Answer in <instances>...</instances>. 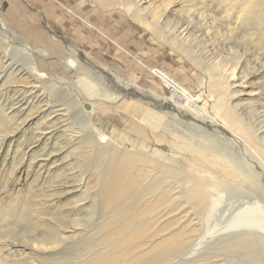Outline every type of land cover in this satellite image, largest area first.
<instances>
[{
	"label": "rangeland",
	"instance_id": "rangeland-1",
	"mask_svg": "<svg viewBox=\"0 0 264 264\" xmlns=\"http://www.w3.org/2000/svg\"><path fill=\"white\" fill-rule=\"evenodd\" d=\"M4 1L0 2V264H35L36 260L46 257L36 248V245L42 246L39 243L45 238L53 239L57 247L54 251L45 252L51 255L43 264H88L103 253L112 252L118 234L111 236L110 233L104 239L110 230L107 228L106 232L104 229L102 223L107 217L100 213L97 198L101 190L99 176H104V171H107V154L114 148L110 144L106 152L92 151L98 143L96 136L101 125L80 111L81 88L73 79L64 77V65L61 63L70 56L69 47L78 48L81 43L74 32H65V27L58 21L62 16L51 17L48 7L39 0H26L20 5L14 2L22 0ZM147 1L150 3L145 5L142 15L148 19V27L134 17L131 9L128 11L114 1L108 2L111 6L107 7V14L113 19L107 21V58L102 59L94 53L92 58L105 65L110 76L113 74L118 82L123 81L120 84L125 85L120 87L107 78L110 87L107 97L112 93L113 97L120 96L128 85H134L145 95L126 100L135 104L141 101L146 107V104L156 105L157 100L176 95L170 94L168 88H162L159 79L153 82L139 74L135 68L141 64L169 74L176 82L189 88L193 95L200 96L203 105L211 93L212 98L220 91V87H217L219 90L211 89V84L221 78H230L232 70L238 68V76L247 82L243 87L236 85L235 91L243 92L238 93L241 96H236L234 105L239 106L241 117L247 123L264 124V0H250L251 5L246 8L249 12L242 15L244 18L240 22L237 17L245 0ZM73 5L75 3L69 7L73 9ZM89 5L98 7L96 3ZM45 15L49 24L44 20ZM229 20L233 22L232 28L228 26ZM158 30L161 38L160 34L155 36ZM54 36L59 41L53 42L51 38ZM171 38L176 40L173 42ZM115 42L120 46L119 53ZM9 67L38 75L37 84L27 76L7 80L3 75L9 74ZM13 93H17L14 97L20 98L19 101L24 97L30 101L34 97L33 105H17L14 109L21 111L17 115L20 119L3 123L1 99L12 98ZM148 93L156 95L157 100ZM47 107L49 110L45 114ZM209 110L211 112L212 108ZM160 113L167 115L170 125H179V131L194 134L186 121L179 122L177 117H172L174 112L166 114V110H162ZM210 115L215 120L216 113L212 111ZM120 144V150L126 151L127 148ZM179 170V176L169 183L182 182L174 195H183L184 199L170 203L172 207L163 212L164 219L153 221L142 212L125 229L127 233L139 225L150 223L151 229L165 232L147 239L149 243L163 241L165 236L175 237L179 233L176 242L180 248L170 250L172 252L158 262L143 264H244L242 254L229 246L233 233H226L223 216L209 217L206 205L200 206L186 199L191 192L187 188L194 180L182 178L191 172L184 166ZM197 174L191 176L195 178ZM196 180L201 182L198 178ZM202 182L206 184V181ZM174 185H171L173 190ZM139 188L143 194L148 190L143 182ZM140 199L126 205L128 217L134 215V210L141 204ZM165 207H160L159 212ZM132 243L136 241L128 245ZM256 250L260 251L259 248ZM140 251L144 252L139 249L138 255ZM261 253L252 256L251 264H264ZM126 263L140 264L130 260Z\"/></svg>",
	"mask_w": 264,
	"mask_h": 264
},
{
	"label": "bare ground",
	"instance_id": "bare-ground-1",
	"mask_svg": "<svg viewBox=\"0 0 264 264\" xmlns=\"http://www.w3.org/2000/svg\"><path fill=\"white\" fill-rule=\"evenodd\" d=\"M3 1L4 0H0V2ZM27 1L22 0L20 3L17 1L14 3L20 5ZM111 1H114V4L116 3V5L124 9H131L130 11H134V17L138 19L141 24L146 25L145 27H148V19H145L142 15V13H144L143 11L146 10L145 5L150 3L147 0H125V2L121 0H39V2L44 3L46 7H48V12L51 14V17L62 16L58 21L65 27V32H74L75 37H77L81 43L78 48L67 45L71 47H69L68 50L70 56L66 57L61 63L64 65V77L73 79L77 86L81 88V101H79L81 104L80 111L83 112L86 117L91 118L90 120H95L101 125L96 136L98 143L93 147L92 151L95 152L99 149L106 152L110 144L114 148V151L110 152V154L106 153L108 166L107 171L103 173L104 176H99L100 179L98 182L101 184V190L97 198L100 201L98 205L100 213L102 216H105V218L107 217L106 221L102 223L104 229L106 232L107 228L108 231L110 230L106 235L104 234V239H106L107 235L110 236V233L111 236L114 234H118V236L115 237L116 239L114 238L115 245L113 244L114 247H111L112 252L108 254L107 252L103 253L101 257L88 264H127L126 261L129 260L130 262L132 261V263L137 262L140 264L154 263L161 260L162 257L165 258L166 254L172 252L170 250L180 248L176 242V237L179 233H177L178 235L175 237L169 234L164 237L163 241H153V243H149L147 239L149 240L165 232H159L153 228L154 226L152 227L153 229H151V226L149 227L150 223L147 225H139L133 231L127 233H125V229L127 225L131 223L138 214H142V212L147 219L153 221L164 219L165 216L163 212L172 207L170 203L184 199L183 195L181 197L174 195V191L180 190L179 187H181L182 182L177 181L176 183H169V181H173L174 177L179 176V173H181L179 168L183 166L184 169L191 172L186 173L182 178L190 177L194 180L190 187L187 188V190L191 189V192L186 196V199L200 206L206 205V215L209 217L217 216V214L218 216L219 214L221 217L223 216L222 218L225 222L224 226L227 230L226 233H233L229 246L242 254L244 257V264L249 261V264H251L253 262V255H259L262 252L261 255L264 256V124L260 123L255 125V122L247 123L243 117H241L239 106L236 104L234 105L238 93L243 92L235 91L236 85L243 87L247 81H243L244 78L238 76V68L233 69L230 78H226V80L221 78V80L223 79L222 81L220 79V81H212L213 84H211L212 86H210V88L219 90L217 87H220V91L217 93V96H214L215 98H211L213 95L211 93V96L206 99L203 105L201 104L202 100L200 96L196 97L190 92L189 88L187 89L178 82L176 84V90L178 93H182L184 97L182 98L183 101L176 97L178 93L168 99L163 98L161 100H157L156 95L153 96L148 93L155 101L157 100L155 102L156 105L153 103L155 106H153V104L152 106L146 104L148 105V107H146L145 104L139 100H135L139 101V104L130 103V101L126 100L128 97L134 96L133 98L137 99L145 95L139 89L135 88L134 85H128L126 88L122 87L123 93L121 95L119 94L120 96L113 97L112 93L110 97H107V90L110 88L107 85V78L112 79L113 82H117L120 87L125 85L120 84V82L123 81L119 80L120 82H118L117 79L112 76L113 74L110 76L105 65L94 61L92 58L94 54L102 59L107 58V21L113 19L112 16L107 14V7L111 6ZM74 3L73 9L70 8L69 6ZM90 3H96L98 7L93 8V6L91 7L89 5ZM250 5L251 1L245 0L242 10L238 13V22L249 12H247L246 8ZM227 13L229 12L227 11ZM44 20L49 24L46 15ZM232 24L233 22L229 20L228 26L231 27ZM155 33L156 36L160 34L161 31L158 30L155 31ZM159 36L160 38L162 37L161 34ZM51 39L53 42L59 41L57 36ZM175 40L174 38L172 39L173 42ZM117 43L114 45L119 53L120 46H118ZM127 57L129 56L127 55ZM135 70L153 82L156 81V78L159 79L156 76V70L150 69L148 66L146 67L139 64ZM8 71L9 74L8 72L4 73V71V75L2 74L7 80H14L27 76L36 80L35 83L37 84L39 76L29 70V72H24L14 67H9ZM20 75L22 76L20 77ZM160 81V84H163L162 88L169 89L163 80ZM23 91L24 90L21 92ZM16 94L17 93H13L12 98L2 97L1 99V105L3 106L2 108H4L2 115V119H4L3 123L17 122L18 119H20L17 115L20 114L21 111L14 109L17 105L26 107L33 105L34 97L30 98L29 101L25 97L22 98V96L21 101H19L20 98L14 97ZM107 99L109 100L107 101ZM35 100L37 99L35 98ZM143 100L145 99L143 98ZM238 103L239 102H237V104ZM210 108H212V111L217 115L215 120L212 118V115H210L212 112H209ZM48 110L49 108L47 107L43 113ZM162 110H166V114L171 111L174 112L172 113V117H177L179 122L181 120L186 121L188 126H190L189 128L193 129L194 134L188 133L187 135L177 129L179 125L177 127L170 125V121H167V115L160 113ZM121 114L125 115L122 116ZM20 126H22V124ZM120 143H122L128 151L120 150ZM1 150L2 148L0 147V151ZM197 172L198 174L195 178H198L201 182L195 181V178L191 176ZM159 175H161V177H158ZM201 179L206 181V186ZM182 180L184 182V179ZM141 182L144 183V187H148L145 194H143L141 188H139ZM172 184H175L174 190L171 186ZM84 185L86 186L88 183ZM15 188H17V186H15ZM212 188L220 189L216 191ZM139 197H141L140 206L134 210L133 216L128 217L126 214L129 209L126 208V205L137 200ZM238 197L241 199L238 200ZM162 206L166 207L159 212ZM56 211L57 210H55V212ZM70 212L73 211L70 210ZM160 214H162V216ZM58 230H60V228ZM220 230L221 229H219V231ZM180 236L184 235L181 234ZM109 238L111 239V237ZM45 239L46 240L39 243L42 246L36 245V248L41 250L46 256L44 257L45 259L36 260L37 262H35L37 264H43V261L46 262V259H49L51 254L46 255L45 252L50 250L54 251L57 247V245L55 246L56 242H53L54 240L52 238V240H48L49 238ZM132 241H136V243L128 245L129 242ZM6 246L8 245L6 244ZM257 248H259L260 251L256 250ZM14 249H16V247ZM139 249L144 250V252L142 251V255L141 251L138 255ZM132 253H135V255L132 256ZM34 260L33 258L31 261Z\"/></svg>",
	"mask_w": 264,
	"mask_h": 264
},
{
	"label": "built area",
	"instance_id": "built-area-1",
	"mask_svg": "<svg viewBox=\"0 0 264 264\" xmlns=\"http://www.w3.org/2000/svg\"><path fill=\"white\" fill-rule=\"evenodd\" d=\"M154 70H156V76L160 80H163L166 83V85L169 87V89H168L169 93L170 94H177L178 92L176 90V88H177L176 87V84H177L176 79L171 77L169 74L162 72L161 70H158V69H154ZM176 97L179 98L181 101H183L182 98H184V97L182 96V93H178V95H176Z\"/></svg>",
	"mask_w": 264,
	"mask_h": 264
}]
</instances>
